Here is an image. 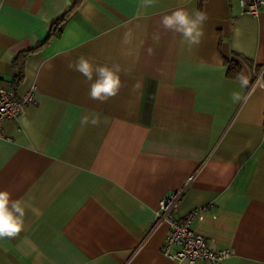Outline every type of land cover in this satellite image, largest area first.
Returning a JSON list of instances; mask_svg holds the SVG:
<instances>
[{"label":"crops","instance_id":"0c3cea01","mask_svg":"<svg viewBox=\"0 0 264 264\" xmlns=\"http://www.w3.org/2000/svg\"><path fill=\"white\" fill-rule=\"evenodd\" d=\"M73 2L0 0V89H13L16 55ZM179 7L207 15L198 46L160 23ZM60 29L26 57L13 89L35 86V102L2 123L0 190L25 217L18 236L0 240V264H189L162 253L169 228L155 223L177 190L174 217L193 213L211 248L232 250L220 264H264V7L83 0ZM237 55L262 66L245 71L243 89L226 75ZM79 56L121 66L117 96L89 99L90 82L67 67ZM233 91L246 99L233 104Z\"/></svg>","mask_w":264,"mask_h":264},{"label":"clouds","instance_id":"9594fccd","mask_svg":"<svg viewBox=\"0 0 264 264\" xmlns=\"http://www.w3.org/2000/svg\"><path fill=\"white\" fill-rule=\"evenodd\" d=\"M155 0H141L142 7H150ZM207 20V15L198 9L192 11L184 7H179L170 14L161 17V25L165 31L179 34L182 43L189 47L198 46L203 37V25ZM127 43V39L124 41ZM151 52V49H149ZM68 69L80 73L89 81L88 97L91 100L105 103L118 95L124 86L121 80L122 69L119 64L113 63L93 66L91 61L84 56H79L74 63L67 65ZM125 74H127L125 72ZM240 88L248 86V79L242 74L237 77ZM137 85H134L135 89ZM233 104L239 103L246 97L241 92L230 93ZM23 122V121H22ZM98 121L93 118L91 123ZM25 217V207L19 200H13L11 193L7 190H0V240L15 238L23 230Z\"/></svg>","mask_w":264,"mask_h":264},{"label":"built area","instance_id":"2783aa9c","mask_svg":"<svg viewBox=\"0 0 264 264\" xmlns=\"http://www.w3.org/2000/svg\"><path fill=\"white\" fill-rule=\"evenodd\" d=\"M243 12L257 15L264 0H236ZM264 86V81H259ZM35 86L22 95H17L13 89H0V136L2 135V123L6 119L16 120L24 111L27 103L35 102ZM182 190H177L169 197L162 199L156 212L155 223L165 222L169 231L163 239L161 251L171 259L186 260L189 264L197 260H206L210 264H220L232 255V250H215L211 248L207 239L195 232L191 227L193 213L180 219L174 217ZM177 247V248H175Z\"/></svg>","mask_w":264,"mask_h":264},{"label":"trees","instance_id":"16d2710c","mask_svg":"<svg viewBox=\"0 0 264 264\" xmlns=\"http://www.w3.org/2000/svg\"><path fill=\"white\" fill-rule=\"evenodd\" d=\"M83 0H74L70 9L65 11L62 15L56 18L49 27L48 34L46 38L38 44L36 47L25 49L20 51L16 57L14 58L13 64L18 69L16 76L12 80V88L15 89L22 81L24 77V65L26 57L34 53L41 48H43L46 44H48L53 38L57 37L61 32V25L62 23L71 15V13L81 4ZM204 0H199L200 5L203 3ZM227 70L226 75L227 77L237 79L239 75L245 76V71L250 70L252 73H258L262 66L259 64H254L252 60L248 58H244L242 56H232L230 59L226 60ZM262 81H264V72H262Z\"/></svg>","mask_w":264,"mask_h":264}]
</instances>
